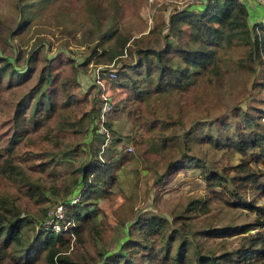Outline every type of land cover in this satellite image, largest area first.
<instances>
[{"label": "trees", "instance_id": "16d2710c", "mask_svg": "<svg viewBox=\"0 0 264 264\" xmlns=\"http://www.w3.org/2000/svg\"><path fill=\"white\" fill-rule=\"evenodd\" d=\"M263 8V5H246L238 0H193L188 7L171 9L163 27L153 29L148 37L138 38L112 28L101 30L98 39L105 44L113 40L112 45L94 51L92 57L81 65L73 59L61 61L55 73L52 72L53 60L45 61L46 57H42L43 43L30 51L18 48L14 56L0 51V117H5L9 95L15 89L27 84L37 75V87L40 88L37 101L34 98L35 91H31V101L33 104L36 101V106L33 119L29 118L27 122V117L25 119L27 132L18 143L22 152L9 149L0 141V182L5 181L7 185H12L19 194L10 196L0 190V264H31L33 256L42 255L46 251H49L52 259L60 254L57 246H65L66 240L78 241L84 230L92 232L88 229H95L99 232L104 225H108L107 222L104 224L99 220V215L92 206L94 196L110 192V187L115 181V171L121 169L122 165L129 164L134 154L129 153L121 161L113 163L100 155L101 150L95 152L89 146L88 152L83 151L81 144L70 142L67 133L68 127L75 124L71 123L75 115L70 108L73 103L79 102L75 93L82 87L77 78L80 73L86 72L93 58L97 59L93 70L100 73L99 80L103 83L105 94L113 108L105 125L107 132L116 131L119 134L112 122L127 118L136 129L140 124L145 125L148 130L153 126L163 127L162 132L166 130V133H162L161 137L166 138L171 134L167 131L175 127L174 116L160 121L151 108L147 109V113L141 109L142 112L138 115H134L133 108L136 104H139L138 108L145 104L143 95L171 91L180 95L181 105H194L198 101L196 93L201 88L200 80L211 81L227 69L228 61L220 54L224 49L232 50L240 45L246 47V58L242 57L237 61L243 75L249 77L259 69L264 70V20L258 21L261 14L264 15ZM30 22L29 18L24 17L20 26L25 27ZM147 38L149 40L145 43ZM181 42L188 44V47H180ZM136 76L142 77V81H147V90L142 89L145 83L138 82ZM96 82L98 83L97 78ZM102 85L95 83L89 90L91 94L96 91L99 93V108L94 106L93 110L86 111L83 116L89 117L92 124L89 127H93L92 133L107 142V134L98 133L104 105ZM261 87L264 88V82ZM118 90L129 91V96L120 99L124 102L123 106L117 99ZM67 109L70 112L66 118L62 116V112ZM18 113L19 111L14 113L16 120ZM114 113L115 118H112ZM237 117L240 123L236 126L242 131L236 132L234 138H230L227 128L233 125L235 120L230 124H222L224 134L219 132L216 137L208 139H211L209 142L214 146V153L215 148L223 149L225 146L239 154V164L229 163L216 167L197 160L198 154L191 156L186 147L188 155L191 156V160H188L191 164L205 167L202 179L209 188H213L214 196L230 207L241 206L251 208L254 212L263 211L264 218V207L255 205L256 198L264 196V169L259 167L260 163L264 166V107H256L254 111L240 108ZM43 119L47 121L46 124ZM211 121L206 127L212 124ZM196 124L192 125V130L197 127ZM89 127L86 131L76 130L74 134H88ZM41 131L43 135L50 132L56 137L55 146L47 156L46 152L36 153L31 149L30 140ZM161 137L156 141H161L162 149L168 148L171 141L166 139L163 142ZM172 138L177 143L181 140V143L186 144L183 133H176ZM121 140L122 137H118L116 141ZM138 141L137 138L133 141L134 150L145 155L147 152L142 149L144 143L141 141L140 144ZM132 151L133 149L130 152ZM185 152L184 150L183 154ZM80 153H85L87 161L76 167L72 175V185L67 189V193L57 191L53 173L57 165L56 158ZM71 187H80V193L75 195L79 197L78 202L71 198V195L75 194V191L70 193ZM250 196L253 197L252 200H249ZM59 206L64 209V218L59 221L62 230L56 232L48 223L50 214ZM169 219L151 213L147 214L146 219L140 216L130 224L126 230L129 232L115 253L109 256L102 254L100 260L95 263H82L226 264L224 255L217 256L209 252L203 254L199 249H194L188 243L189 237L180 232L186 224L168 230ZM133 226L139 231L135 239L129 230ZM253 226L264 230V221L259 219L255 224L229 227L227 230L233 231V235L251 234ZM223 232L217 230L212 234L216 236L224 234ZM132 243L138 246L137 257L131 256L129 252L134 249ZM192 250H195L193 256L189 255ZM239 254L244 260L243 264H264V232L252 234L248 238L243 237ZM137 260L141 263L135 262ZM59 264L81 263L75 260L71 262L69 258H60Z\"/></svg>", "mask_w": 264, "mask_h": 264}, {"label": "rangeland", "instance_id": "374dc122", "mask_svg": "<svg viewBox=\"0 0 264 264\" xmlns=\"http://www.w3.org/2000/svg\"><path fill=\"white\" fill-rule=\"evenodd\" d=\"M190 1L192 0H0V51L14 56L18 48L30 51L43 43L42 57H46L45 61L53 60L52 72L55 73L61 61L73 59L81 65L92 57L94 51L112 45L113 40L105 44L98 39L101 30L112 28L134 37H148L153 29L163 27L171 9L188 7ZM24 17L29 18L31 22L22 27L20 24ZM261 17L258 21L264 20L263 14ZM148 40L147 38L145 43ZM179 45L182 48L188 47V44L183 42ZM246 53V47L243 45L232 50H222L220 54L228 61L227 69L211 81L200 80L201 88L196 93L198 101L192 106L181 105L182 99L175 91L143 95L145 104L141 108L136 104L133 108L134 115L142 111L147 113V109L151 108L160 121L174 116L175 127L167 131L171 134L166 138L161 137L162 133H166V130L162 132L161 123L162 128L153 126L148 130L145 125L140 124L136 129L124 118L121 121L113 120V126L119 134L116 131L109 133L107 142L92 133L93 127H89V117L83 116L86 111L93 110L94 106L99 108V93L96 91L91 94L89 91L95 83L98 84L97 72L93 70L97 59L93 58L86 72L80 73L77 78L82 87L75 93L79 102L73 103L70 108L75 115L71 120V123L75 124L67 129L70 142L81 144L86 152L89 146L95 152L101 150L100 155L113 163L121 161L129 153L134 155L129 164H124L121 169L115 171V181L110 187V192L94 196L92 206L95 207L99 220L104 224L107 222L108 225H104L99 232L95 229H88L92 232L84 230L78 241L66 240L65 246L58 245L60 254L51 259L49 251H46L42 255L33 256L31 264H59L60 258H69L71 262L75 260L81 264L83 261L98 262L102 254L109 256L117 251L129 232L126 230L135 219L140 216L146 219L149 213L170 218V231L186 224L180 232L188 236V243L203 254L209 252L212 255H224L226 264H243L244 260L239 254L243 237L248 238L264 230L253 226L251 234L233 235L234 232L227 229L252 225L259 219L264 221L263 211L254 212L251 208H234L225 204L219 197L214 196L213 188H209L202 179L205 167L191 164L189 160L191 156L198 154L197 160L216 167L240 163L241 156L225 146L223 149L215 148L214 153V146L208 138L216 137L219 132L224 134L223 126L235 120V123L227 128L230 138H234L236 132L242 131L236 126L239 122L238 110L241 108L254 111L256 107H264V88L261 87L264 82V70L259 69L256 74H250L248 77L240 72L237 64L238 59L246 58ZM135 78L138 82L145 83L142 89L147 90V81H142L140 76ZM38 82L37 75L27 84L15 89L9 95L5 117H0V141L3 146L19 153L22 152L18 146L19 140L21 141L27 132L25 124L29 118L33 119L40 89L37 87ZM45 88L46 86L43 87ZM31 91H35L34 104L31 101ZM116 94L119 104L123 106L124 102L120 99L129 96V91L118 90ZM15 111H19L17 120L14 117ZM69 112V109L64 110L62 116L67 118ZM114 115L115 113L112 118H115ZM210 120L212 124L206 127ZM43 122L47 123L45 119ZM194 123H197V127L192 130ZM88 127V134H74V131H86ZM176 133H183L186 137L185 145L181 140L177 143L172 138ZM159 136L163 142L166 139L171 141L168 148H161V141H156ZM118 137H122L120 142L116 141ZM136 138L140 144L143 141L142 149L147 152L145 155L135 152L133 141ZM82 139L84 140L81 142ZM30 143L34 152H46L47 156L55 146L56 137L50 132L43 135L41 131ZM186 147L191 156L188 155ZM130 149L133 151L130 152ZM184 150L186 152L183 154ZM76 155L56 158L57 165L53 171L54 187L63 194H66L72 185V175L76 167L87 161L85 153ZM259 167L264 169L261 163ZM262 182L264 183V177ZM77 188L71 187L70 193L75 191V194L71 195L74 200H79L75 195L81 190L80 187ZM0 190L10 196L19 195L16 189L5 181L0 182ZM252 199L250 196L249 200ZM255 205L264 207V196L256 198ZM134 227L129 229L133 239L137 238L139 233L138 228ZM217 230L224 231V234L214 236L212 233ZM131 246H134V249L129 251L131 256L137 257L138 246L134 243ZM189 255H195V250L190 251ZM135 262L141 263L139 260Z\"/></svg>", "mask_w": 264, "mask_h": 264}, {"label": "built area", "instance_id": "2783aa9c", "mask_svg": "<svg viewBox=\"0 0 264 264\" xmlns=\"http://www.w3.org/2000/svg\"><path fill=\"white\" fill-rule=\"evenodd\" d=\"M226 1H231V0H226ZM238 1H242V3H245L246 5L254 6V4H259L264 6L263 0H238ZM150 21L152 22V19ZM99 78H100V73L98 72L97 73L98 84L102 85L103 83L99 80ZM102 88H103L102 97L104 99V105L101 112V120H100V126L98 128V133L100 134L106 133L108 138H110V135L107 132L105 125L108 121V115L112 112L113 108L111 103L109 102L107 95L105 94V87L103 85ZM74 202H78V200H75ZM63 218H64V209L62 206H59L54 212L50 214V221L48 225H50L56 232H60L62 229L61 226L59 225V221Z\"/></svg>", "mask_w": 264, "mask_h": 264}]
</instances>
